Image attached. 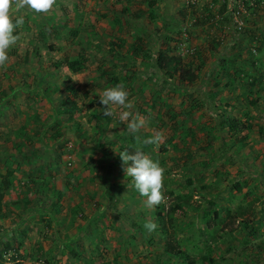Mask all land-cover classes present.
<instances>
[{
  "label": "rangeland",
  "instance_id": "rangeland-1",
  "mask_svg": "<svg viewBox=\"0 0 264 264\" xmlns=\"http://www.w3.org/2000/svg\"><path fill=\"white\" fill-rule=\"evenodd\" d=\"M261 1L56 0L46 13L26 9L12 13L13 21L22 15L24 23L14 31L18 40L8 50V62L0 66V103L15 93L12 108L17 106L19 109H1L0 173L6 172V161L11 156L19 155L20 160L22 154L31 153L30 144L42 151L40 162L55 173L52 178L48 177L49 186L54 191L52 195L59 197L58 206L62 210L58 215L65 223L64 239L79 233L86 248L83 259H89L98 249L94 253L96 264H157L158 259L165 261L163 244L166 239L152 245L141 240L136 245H129L130 233L126 231L123 236L118 231L116 216L120 212L125 214L123 220L129 229L135 230L143 219L144 222L154 221L158 226L152 218L157 219V211L166 214L177 194L194 195L195 203L222 198L225 199L223 207L236 208L248 189H253L260 199L255 203V234L242 230L238 222L229 223L231 226L228 227L234 230L230 251L221 240L217 243L220 250H214L213 239L204 236L199 240L200 249L192 256L198 264H206L200 257L211 244L214 259L218 262L223 258L218 264H264V222L259 224L260 218L264 217V81L262 86L250 87L249 93L239 87V83L235 89L224 88L228 79L222 64L224 59L232 58L238 61L237 65L247 66L246 61H251L253 54L259 71L264 74V0ZM41 24L48 29L40 27ZM40 31L46 34V40L41 39ZM74 31H77L75 35ZM134 44L141 53L137 57L130 53ZM161 51L180 56L195 72L203 63L197 80L182 85L174 69L157 71ZM121 54L126 59L121 58L117 63L116 56L121 57ZM82 56L88 58L87 69L80 74L70 73L66 60ZM57 64L61 66L57 68ZM125 65L129 71L123 70ZM67 77L73 79L83 98L87 94L85 103L100 98L105 88L115 86L109 84L111 78L119 79V85L129 93L133 103L130 111L144 117L145 125L135 133L127 130V121L119 119L124 109L118 106H113L112 121L108 126H104L100 111V115L90 113L85 107L73 119L54 120L58 100L65 95L62 81ZM30 85H40L43 89L51 87L50 93L47 89L44 95H29L18 90ZM216 91L217 103H213L212 95ZM250 93L254 104L246 99ZM225 103L229 105L225 106ZM49 123L53 128L45 131L44 138L49 135V130L56 131L64 136V147L57 145L59 148L46 151L45 144L49 147L56 144L53 138L41 139L42 129ZM156 133L162 137L158 143H145ZM27 134L34 139L28 140ZM125 134L134 139L141 137L142 150L153 160L157 158L164 169L163 200L158 205L148 207L146 197L135 195V190H129L126 185V172L119 158L120 140ZM100 143L105 144V150H113L111 157L100 152ZM24 167L16 173L20 185L11 186L6 192L9 201L23 202L35 196L34 190L23 184L34 176V172ZM189 177L195 178V186L185 187ZM237 181L244 184L241 195L230 188ZM216 183H219L218 188ZM32 205L34 208V203ZM104 205L109 208L100 218ZM44 207L48 209L50 205ZM31 208L22 203L8 208L0 215L5 218L0 225L14 234L12 230L20 227L22 219L30 237L26 240V248L33 243H42L44 251L54 259L56 251L50 243L52 236L44 240L41 231L47 229L44 226L47 220L40 222V217ZM49 216L46 215V219ZM177 216L180 218L179 230H185L187 224L193 222L191 214L187 218ZM98 221L106 225L107 245L102 244V240L89 243L86 237L87 233L102 234V229L95 231ZM135 221L138 223L134 224ZM194 223L201 226L200 221L194 220ZM7 236L6 239H10ZM184 236L180 232V237ZM4 243L1 239L0 247ZM115 248H119L118 252ZM49 261L48 258L30 260L26 257L24 264L59 263ZM65 261L66 258L61 259L64 264Z\"/></svg>",
  "mask_w": 264,
  "mask_h": 264
},
{
  "label": "trees",
  "instance_id": "trees-1",
  "mask_svg": "<svg viewBox=\"0 0 264 264\" xmlns=\"http://www.w3.org/2000/svg\"><path fill=\"white\" fill-rule=\"evenodd\" d=\"M258 2H262L261 0H257ZM125 10V9H124ZM15 21V19H14ZM52 28L54 26L51 24ZM43 29H48L43 24L40 25ZM39 28V27H38ZM40 29V28H39ZM31 30V29H30ZM77 31H74V35ZM43 31H40L41 39L46 40V34ZM262 45L264 43L262 42ZM51 48V47H50ZM123 48V47H121ZM52 49V48H51ZM120 53V52H119ZM131 55L137 57L141 55V53L138 50V45L134 44L133 48L130 51ZM123 58L126 59L125 55L121 54V57L116 56V62L118 63L119 60ZM251 61H246L248 64L247 66L237 65L238 61L235 59L232 60V58L224 59L223 65L225 68V72L227 75L228 82L225 84L224 88H232L235 89L237 86L236 84L239 83V87L242 89H246V91L250 92V87H256V86H262L264 81V74H262L261 71H259V66L257 64V60L255 61V56L251 54ZM239 60V57H237ZM134 63V60H132ZM87 57H79L74 59H67L66 60V66L69 69V72L72 74H80L84 70L87 69ZM126 64V63H125ZM61 65L57 64L56 67L59 68ZM203 63H201L197 67V72L193 70V67L187 66L184 64L182 58L175 54H169L167 51H161V58L157 60L156 63V69L157 71H168V69H174L175 73L178 74V79L180 83L183 84H193L197 78H198V72H201ZM248 67H250L248 69ZM56 68V69H57ZM125 68V69H124ZM124 71H129L128 66H124ZM127 68V69H126ZM198 73V74H197ZM170 75V74H169ZM233 80H231V77ZM172 76V75H170ZM54 77V75H53ZM55 78V77H54ZM40 81V80H39ZM109 84L112 85H119L121 84L119 79H113L111 78L109 80ZM42 82V81H41ZM63 84L65 85L64 88V96L59 98V103L57 105V108L55 109L56 114L54 117V120L56 118H63L68 117L69 119H73L75 114L80 111L82 107H85L87 111L94 114H99V111L102 113V118L104 121V126L110 125L112 118L111 116L104 115L105 106L100 104V98H94L88 101V103H85V97L88 98L87 94L82 97L81 90L77 89L75 87V82L71 77H67V79H64ZM230 86V87H229ZM217 89L220 87L219 83L216 84ZM50 88L47 87L48 91L50 93ZM223 88V89H224ZM46 88L43 89V86L37 85V86H29L27 88H19L18 90L33 95L35 94H41L44 95ZM59 87L57 88V90ZM16 92V90L14 91ZM39 92V93H38ZM15 94V93H13ZM6 96L2 99V102L0 103V115L1 109L4 110H10L15 109L18 110L19 107L15 106L12 108V100L16 97L14 95ZM34 94V95H35ZM217 91L213 92V103H217L215 100L217 99ZM239 95H237L236 100ZM251 98V93L246 96V99ZM48 102H52L51 99L47 98ZM82 104H80V102ZM4 102V103H3ZM222 102V100H220ZM254 104L253 100H249V103ZM10 104L11 106H8ZM228 103H225V106H228ZM215 106V105H214ZM218 108L221 106H217ZM216 107V108H217ZM217 108V109H218ZM100 115V114H99ZM52 129L53 124L49 123L45 125L41 132V139L44 141V139L53 138L56 144L49 147L45 144L46 151L48 150H54L58 146L64 147L65 144V138L63 135H60L58 132H48L49 135L47 137L44 134L47 129ZM230 128V126H229ZM234 129V128H233ZM48 131V130H47ZM26 138L28 140L34 139V137H29V134L26 135ZM142 138L140 139H134V137L128 136V134H125L122 139L120 140L121 146H120V152L122 151H128L129 153H134L136 151H142L145 153L144 150L140 147V142ZM46 141V140H45ZM24 144V143H22ZM101 144V143H100ZM58 145V146H57ZM105 144H101L100 149L104 155L107 157H111V154H113L109 149L105 150L104 147ZM146 145V144H144ZM143 145V147H144ZM58 147V148H59ZM30 148L33 150L31 153L22 154L19 160V155L11 156L6 161L7 170L5 173H0V215L4 214L6 210L10 207H15L19 204L25 205L26 208H31L34 203V208H31L34 213H36L40 217V222L44 223L47 220V223L44 224L46 230L43 231L44 240H48L50 236H52V239L50 241L51 244L55 246L54 253V259L49 257L48 252H45L42 243H33L30 246H27L26 248V240H29V230L26 222H24L22 219L20 220L19 228L13 229L15 233L13 234L2 224L0 225V241L1 239H4V246L0 247V264H24V259L28 257L30 260H37L39 258H48L51 261L57 260V264H64L61 262L62 258H66L65 264H96L95 262V254L98 252L97 250H94L92 252V256L89 259H83L86 254V248H84V244L82 243V237H80L79 233L76 232L75 234H71L68 236L67 239H64V221L60 219L61 213V207L58 206V200L59 197L54 193L52 187L49 185V178L53 177V174L55 175L54 171L51 169H47L46 167H43L42 163V157L41 153L42 151L37 149L34 144H30ZM146 151H148L147 145L144 147ZM120 161L122 165H124V170L126 169L127 165L122 161L120 155H119ZM110 159V158H109ZM2 159L0 158V161ZM9 160V161H8ZM154 161H157V158L154 159ZM130 163V162H129ZM18 165L19 168L15 169V166ZM29 167L31 172H34V176L27 178L25 182L23 181V184L31 190H34L35 196L30 199H26L23 202L21 200L16 201H9L6 192L8 189L13 185H20L19 179L16 177V173L20 172L24 167ZM52 165H54V162H52ZM28 169V170H29ZM49 171V172H48ZM108 171V170H106ZM47 172V174H46ZM110 172V171H109ZM25 173V172H24ZM49 177V178H48ZM202 181V180H201ZM196 180L194 177L187 178L186 186L185 187H191L195 186ZM68 187L70 188V184L67 183ZM126 185L129 188V190L134 191L135 195H140L139 192L132 186L131 178L126 176ZM212 186V185H211ZM215 187H219V183L215 184ZM202 189H204V186H201ZM231 191L237 192V195H241L243 193L244 184L240 183L239 181L233 183L231 185ZM231 196H234L233 194ZM55 197V198H54ZM57 197V198H56ZM250 200V202H247V200ZM225 199L222 198H211L203 203H195L194 202V195L184 194L180 193L177 194L174 198V204L173 206L164 214L161 211H157L156 216L157 219L152 218L153 220H156L158 223V226L156 230L151 232V234L144 229V219L142 222L138 223L135 221L134 224H137V227L134 229H129L126 225V221L123 220V217H125V214H121V212L116 216L118 223V231L122 233L123 236L126 235V231L130 233V236L128 237L129 241H127V244L136 245L139 240L146 242L149 241L150 245L154 244V242H162L163 244V254L167 257L165 261L156 260L157 264H184L186 261V264H198L195 257L193 258L196 251H198L199 248V240L207 236L208 238L213 239L214 243V250H220L219 245L217 244L219 240L223 244H226V248L228 251L233 248V240H232V234H233V228L228 227L231 226L230 224H233L234 222H238L240 227H242V230H250L249 234H255V227L254 222L257 218L256 214V205L255 203L260 201V199L255 195L253 189H248V191L244 194L243 199L239 203V205L236 208L232 207H223V201ZM44 201V202H43ZM50 205V211H53L55 215L51 214L49 212V208H45L44 205L47 207ZM41 208H44V210H41ZM108 206L104 205L102 209V213L100 214V218L105 216V210H108ZM55 209V210H54ZM50 215L49 219H46V215ZM177 214H180L181 217L187 218L190 214L193 218V222L188 223L185 230L181 229L179 230L177 228V224L179 221V216ZM45 215V216H44ZM122 218V219H121ZM0 222L2 220H5L4 216L0 217ZM194 220H197L201 222V226L196 225L194 223ZM264 222V217L260 218L259 224ZM99 223V224H98ZM97 228L95 231L101 230L102 234L98 235H91L90 233L86 234V237L88 239L89 243H94L95 240H102V244L107 245L109 243L108 239H106V225L104 222L100 223L98 221ZM142 223V224H141ZM230 223V224H229ZM198 224V223H197ZM104 227V229H103ZM128 228V229H127ZM43 229V228H42ZM88 229V228H86ZM148 232V233H147ZM180 232H183L185 234L184 237H180ZM11 233V234H9ZM8 234V236H7ZM50 235V236H49ZM147 235H151V237H148ZM6 236L10 239H6ZM6 239V241H5ZM249 241H246V244ZM126 245V244H125ZM213 246L211 244L207 245L206 248H208L207 252L203 254L202 257H200V260L202 262H205L206 264H218L223 261V258L221 260H218V262L213 257V251L210 250ZM116 252H118L119 248H115ZM193 255V256H192ZM177 258L179 259L177 262L173 259ZM83 260V262L81 261ZM49 261V262H51ZM78 262V263H76Z\"/></svg>",
  "mask_w": 264,
  "mask_h": 264
},
{
  "label": "clouds",
  "instance_id": "clouds-1",
  "mask_svg": "<svg viewBox=\"0 0 264 264\" xmlns=\"http://www.w3.org/2000/svg\"><path fill=\"white\" fill-rule=\"evenodd\" d=\"M56 0H0V66L6 65L9 60L8 50L16 44L18 35L14 34L15 29L24 23V17L18 16L13 21L12 13L26 9L34 13L48 12ZM100 104L105 106L104 115L113 114V106L124 109L120 112L119 119L127 121V130L137 132L145 125V118L139 113H133V103L129 100V93L122 85L105 88L100 97ZM161 134L149 137L145 143L155 144L161 140ZM122 161L127 165L126 176L131 178L132 186L142 197H146V205L152 207L163 200L162 180L164 169L158 161H154L148 154L142 151L120 153ZM130 162V163H129ZM144 229L149 233L157 228L154 221H145Z\"/></svg>",
  "mask_w": 264,
  "mask_h": 264
}]
</instances>
